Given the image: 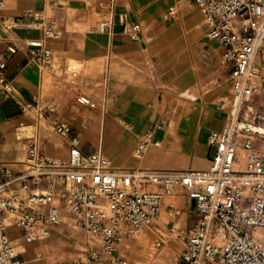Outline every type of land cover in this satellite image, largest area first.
<instances>
[{
	"label": "built area",
	"instance_id": "2783aa9c",
	"mask_svg": "<svg viewBox=\"0 0 264 264\" xmlns=\"http://www.w3.org/2000/svg\"><path fill=\"white\" fill-rule=\"evenodd\" d=\"M188 1L199 7L208 37L222 45L221 62L231 69V95L218 101L228 120L209 134L210 163L203 169L118 167L101 149L85 152L72 128L55 121V131L68 141L66 156L45 152L34 133L27 137L21 170L0 161V264H26L18 242H49L54 228L68 221L96 241L71 264H127L118 244L154 226L167 197L180 189L196 217L174 264H264V239L256 234L264 229V150L255 141V135L264 138V110L256 101L259 65L264 61V0ZM177 12V4L170 7L169 15ZM26 14L36 17L30 26L42 30L44 39L61 36L56 21L42 11ZM19 22L5 26L13 28ZM120 22L132 39L138 37L140 23L126 13ZM112 26L111 18H104L97 30L110 31ZM15 45L25 49L43 71L56 63L55 52L44 40ZM0 89L37 121L45 117V109H54L20 101L1 57ZM79 101L91 103L86 95ZM156 134L152 128L140 136L133 151L136 158L162 145ZM167 207L170 215L176 214L174 203ZM170 231H176L174 225ZM157 235L160 245L164 236L160 230Z\"/></svg>",
	"mask_w": 264,
	"mask_h": 264
},
{
	"label": "crops",
	"instance_id": "0c3cea01",
	"mask_svg": "<svg viewBox=\"0 0 264 264\" xmlns=\"http://www.w3.org/2000/svg\"><path fill=\"white\" fill-rule=\"evenodd\" d=\"M0 2V57L6 62L15 95L23 103L38 102L54 108L45 109V117L37 121L33 113L24 114L0 89V161L21 170L27 155V137L34 133L39 134L45 152L66 156L67 138L53 127L55 121H60L81 139L85 152L101 149L118 167L203 169L210 163L209 134L222 129L228 120L227 110L220 109L218 101L231 95V69L222 64L223 47L208 37L203 15L195 3ZM175 4L178 12L171 16L169 9ZM29 10L42 11L53 18L61 36L44 39L42 30L30 26L37 19L26 14ZM123 13L140 23L136 39L120 22ZM104 18H111L113 26L110 31L99 32L97 25ZM11 21L21 22L7 28L5 23ZM43 40L56 54V63L45 71L28 58L25 49L15 45ZM82 95L91 103L80 102ZM152 128L157 129L162 145L138 159L134 148L140 136ZM187 206L194 212L188 197ZM66 230L65 223L55 227L51 241L45 244L54 243ZM260 237L264 239V232ZM18 249L26 264H63L42 263L44 254L28 244L18 242ZM39 253L41 258L37 257Z\"/></svg>",
	"mask_w": 264,
	"mask_h": 264
},
{
	"label": "rangeland",
	"instance_id": "374dc122",
	"mask_svg": "<svg viewBox=\"0 0 264 264\" xmlns=\"http://www.w3.org/2000/svg\"><path fill=\"white\" fill-rule=\"evenodd\" d=\"M101 20V19H100ZM257 80L256 101L264 110V61L261 62ZM256 146L264 150V138L255 135ZM243 164H241V167ZM181 200V201H180ZM175 204V215L169 214L168 204ZM180 203V206L177 204ZM178 205V206H177ZM195 220L194 212L187 206V195L180 189L166 199L161 216L152 227H146L135 236L118 244V251L126 257L127 264H174L184 248V239L189 232L191 223ZM67 230L52 244H29L36 252H42V263L59 262L69 264L76 260L86 246L96 241L88 237L81 229L75 228L69 221L65 223ZM175 232L170 231V226ZM157 230L163 233L162 243L157 245ZM264 232V229L261 230ZM179 233V234H178Z\"/></svg>",
	"mask_w": 264,
	"mask_h": 264
},
{
	"label": "bare ground",
	"instance_id": "6f19581e",
	"mask_svg": "<svg viewBox=\"0 0 264 264\" xmlns=\"http://www.w3.org/2000/svg\"><path fill=\"white\" fill-rule=\"evenodd\" d=\"M260 131L262 132V130H260ZM256 234L260 237L261 231H258Z\"/></svg>",
	"mask_w": 264,
	"mask_h": 264
}]
</instances>
